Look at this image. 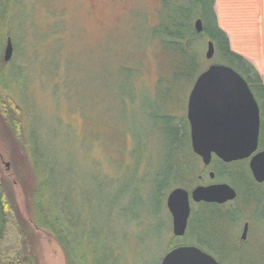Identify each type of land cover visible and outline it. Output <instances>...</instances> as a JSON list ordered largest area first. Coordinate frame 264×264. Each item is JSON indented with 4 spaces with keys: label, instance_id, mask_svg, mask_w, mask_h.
I'll list each match as a JSON object with an SVG mask.
<instances>
[{
    "label": "rangeland",
    "instance_id": "obj_1",
    "mask_svg": "<svg viewBox=\"0 0 264 264\" xmlns=\"http://www.w3.org/2000/svg\"><path fill=\"white\" fill-rule=\"evenodd\" d=\"M172 1L179 4L186 2L170 0ZM16 4L11 32L17 40L18 53L16 55L15 51L12 52L10 60L16 63L14 75L18 77L20 87L11 86L9 92L22 99L20 104L24 112L25 139L32 150L35 146L41 158L39 160L53 172L50 177L52 184L54 162L56 178L60 182L67 184L72 176L73 183L84 184L88 194L94 192L92 186H96V181L104 184L99 196L90 194L91 203L86 211L88 215L97 216L103 221L110 212L106 201V187H109L108 191L111 188L114 194L118 188V185L114 189L111 184L107 185L104 174L116 177L114 183L122 179L125 172L122 164L128 159L127 147L125 152H121L119 144L113 145V140L120 134L116 129L119 127L123 133L128 129L131 132L133 130L146 141L156 140L155 155L147 158L146 152L145 158L142 156L140 159L144 158V161L139 166L142 169H148L146 163L151 166L152 177L160 170V155L165 149V121L158 117L163 114L164 107L176 113L178 118L186 110L191 89L187 95L186 93L190 83L178 84L173 92L174 100L162 101L161 105L158 104L160 101H153L152 98L148 101L147 97H140L142 94L136 101H124L126 105L122 107V113L116 101L104 99V70L110 67L115 70V64L122 60L121 51L130 46L129 51L135 48L145 26L154 21L160 0H17ZM45 8L47 11L63 13L67 17L66 20L63 19L78 34L72 36L68 29L65 41L61 45L54 44L59 37L56 39L54 35L46 34L42 26L48 22L46 20L54 22V12L52 11V16H46L43 13ZM214 11L218 25L228 35L231 49L251 62L264 82V0H215ZM33 24H38L39 28L34 29ZM46 28L51 31L53 29L52 25ZM144 60L145 80L149 86H153L159 75L157 58L156 62L152 56L145 57ZM213 63L215 62L212 60L206 61L204 70ZM163 73L166 75L167 69ZM123 113L126 118H123ZM106 121H109V129L106 128ZM1 123L4 127L1 129L2 134L0 132V179L9 188L16 210V216L9 218L0 241L2 259L26 247L29 250V263L25 264H66L65 256L54 237L36 228L31 220L38 217L29 199L35 172L28 157L27 144H20L10 134L3 119ZM5 137L11 138L12 142L7 143ZM151 147L153 145L149 144L150 149ZM259 148L263 150L260 144ZM245 163L248 166V160ZM199 165L202 169L196 176L199 173L202 182L195 183L190 190L197 185L227 183L232 188L235 187V191L239 190L242 200L245 195L261 200L259 206L252 201L246 209L242 206L241 212L245 215L240 222L235 221L238 222L237 225L235 222L229 223V220L217 224L211 255L217 261L226 259L229 262L228 252L234 248L226 245V240L234 237L235 242L240 243L244 222L248 221L249 228L245 243L243 242L245 245L239 254L232 255L228 264H264V185L254 187L249 184L245 179L249 168L245 165L224 166L215 162L205 167L201 160ZM213 167L219 174V179H210L209 173L213 172ZM128 169L132 171V165ZM228 173L231 175L228 176ZM151 189L153 186L147 184V198L144 199L146 203L138 209L134 210L138 206L132 199L126 200L125 208L130 209L129 216L134 213L142 219L141 230H137V222L125 228L122 222L112 225V232L117 233L118 237L119 234L123 236L124 230V241L107 237L108 242L113 241L108 244L115 258H111L109 252L102 253L105 257L99 254L96 264H160L164 248L162 237H157L161 230L159 222L154 219V204L150 199L151 195L152 199L155 195H150ZM234 204L236 203L231 206ZM168 216L172 234L170 214ZM163 222L164 225L168 223L165 216ZM195 222H198L197 218ZM19 225L22 226L23 233L20 232ZM193 236L190 234L185 240L187 242L183 238L177 240V245H192L189 242Z\"/></svg>",
    "mask_w": 264,
    "mask_h": 264
},
{
    "label": "trees",
    "instance_id": "obj_2",
    "mask_svg": "<svg viewBox=\"0 0 264 264\" xmlns=\"http://www.w3.org/2000/svg\"><path fill=\"white\" fill-rule=\"evenodd\" d=\"M185 1V4H179L174 1L170 2V0H160L154 21L145 26L135 48L129 51L131 48L130 44V48L121 51L123 54L122 60L115 64V70L112 69L113 67L104 70L106 92L104 99L106 101H116L122 113L124 111L122 107L126 105L124 101H136L141 94L140 97H147L148 101L151 98L153 101H160L158 102L160 105L162 101L174 100V89L180 83H190L187 95L198 75L204 71L207 61L205 59L207 43L211 41L214 46L212 61L229 66L235 70L246 81L259 105V144L264 149V82L261 75L251 62L231 49L227 33L217 22L214 11L215 0ZM16 3L17 0H0V117L9 128L10 134L12 133L20 144H24L25 142V145L27 144L28 147V157L32 163L31 167L35 172L33 190L29 195L35 215L38 217V219L31 218L35 227L54 237V240L65 256L66 264H96L98 255L102 253L108 254V252L111 258H115L114 252L109 250L110 246L108 244L113 241L110 240L108 242L107 237L111 236L115 237L116 241H124L126 233L122 230L124 237L120 234L118 237L117 233L112 232V225L122 222V226L125 228L127 225L137 222L136 228L138 227L137 230H141L142 219L134 213L130 217L128 214L130 209H126L125 205H127V199H132L138 206L134 210L144 206L146 203L144 199L145 197L147 198V184L150 183V186H153V189L150 190V195L151 193L155 195L153 199L151 195L150 201H153L154 204V219L159 222L158 226L161 232L159 231L157 237H162L164 255L171 249L180 246L177 245V240L183 238V241L187 242L185 240L189 238L190 234L194 236L189 244L211 254L217 224L219 222L224 223L225 220H229V223H234L236 220L240 222L245 215V213L243 215L241 212L242 206L246 209L247 206L249 207L248 204L251 201L256 206H259L261 205V200L249 195H245V199L242 200L239 190L236 189L237 196L230 205L193 204L185 235L181 238H175L170 233L169 214L166 207L168 194L178 187L190 191L195 183L202 182L200 174L198 173L196 176V173L202 167L199 165L200 158L191 149L186 110L178 118L176 113H172L164 107L163 119L162 115L158 117L165 121V125L163 126L165 149L160 155L162 164L160 170L152 177L150 175L151 166L146 162L148 169L146 167L142 169L139 166L144 161L146 152L147 158L155 155L157 149L156 140L147 139L146 141V139L143 140L133 130L131 132L128 129L123 133L119 127L116 129V132H120V134L115 141L113 140L115 142L113 145L119 144L121 152L123 150L125 152V148L127 147L128 159L122 164L124 166L123 170H125L122 179L114 183L116 177L113 178V176L104 174V180L107 185L111 184L113 189L118 185V188L115 190L116 194H114L111 188L108 191L109 187H106V201L108 211L110 212L106 214L103 221H100L97 216L88 215L86 211L90 207L91 195L96 194L99 196L104 188V184L96 181V186L91 185L94 188V192H89L90 195L87 193L84 184L73 183L72 176L69 178L67 184L64 181L60 182L56 178L55 162L54 182L52 181L53 184L50 182L53 172L46 164H43V161H40L41 158L39 152L35 150L34 142L31 141L34 146L32 150L27 143L28 140L25 139L24 112L20 104L22 99L19 98L18 94L15 97L9 92L11 86L15 85L16 87L18 85L20 87L18 77L14 75V71L17 69L16 63L14 60L7 62L4 60L5 45L8 40L12 44L13 52L15 51L16 55L18 53L17 40L14 33L11 32V22L17 6ZM52 11H47L45 8L43 13L46 16H52ZM53 12L54 22L46 20L48 22L42 26L45 28L46 34L54 35L56 39L59 37V39L55 40L54 44L58 43L61 45L65 41V35H68V29L72 32V36L78 33L77 31L76 33L74 32L72 26H68V23L65 21L67 17L63 13L56 12L55 10ZM10 13L12 15L11 19ZM46 16L44 17L46 18ZM197 19H200L202 22V31L200 33H197L194 27ZM50 25H52V31L46 28V26L50 27ZM33 27L34 29L35 27L39 28L38 24H33ZM148 52H150L149 55ZM148 56H152L155 62L157 58V67L159 68V75L153 86H149L144 77V58ZM165 69H167L166 75L163 73ZM138 76H141V78L138 79ZM107 114L108 111L106 109ZM123 118H126L125 113H123ZM1 119L0 132L2 134L1 129L4 126L1 123ZM106 128L109 129V121H106ZM5 139L6 142L8 141L7 143L12 142L9 137H5ZM149 144L153 145L151 149L149 148ZM142 151H144V154ZM142 156L144 158L140 161ZM129 161L130 164L128 163ZM215 162L224 166L236 164L247 166L245 160L225 164L213 156L211 163L214 164ZM130 165H132V171H128ZM212 170L214 179H219V174L214 167ZM247 173L245 179L249 184H252L254 187H263L264 183L258 184L253 180L249 169ZM230 175L231 173H228V176ZM13 203L9 188L0 179V241L5 234L9 218L16 216ZM232 203L236 204L231 206ZM163 216L168 220L167 225H164ZM196 218L198 222H195ZM238 222L234 224L237 225ZM194 227L196 228L194 229ZM19 230L23 233V228L20 225ZM24 231L27 233L26 228H24ZM203 237L205 238L203 239ZM179 242L181 243L182 241ZM243 242L236 243L234 237L226 240V245L229 244L231 249L234 248L228 252L229 262H231L232 255H237L242 250L243 245H245V242ZM103 256L105 257V255ZM28 257L29 250L26 247H22L20 251L14 252L10 257L8 256L4 259H2L0 250V264L29 263ZM218 262H222L221 264L229 263L226 262V259Z\"/></svg>",
    "mask_w": 264,
    "mask_h": 264
},
{
    "label": "water",
    "instance_id": "obj_3",
    "mask_svg": "<svg viewBox=\"0 0 264 264\" xmlns=\"http://www.w3.org/2000/svg\"><path fill=\"white\" fill-rule=\"evenodd\" d=\"M197 1V0H196ZM197 33L202 22L194 23ZM13 48L7 41L4 60L12 56ZM214 46L207 43L205 59L211 61ZM186 118L192 152L205 167L212 157L225 164L248 160L253 180L264 183V149L259 148L260 109L246 81L231 67L213 63L201 72L193 83L187 99ZM213 179L212 172L209 173ZM237 196L227 183L198 185L190 191L175 188L167 196L166 207L171 217L172 235H185L191 213V203L222 205ZM248 224L242 230L246 239ZM160 264H220L211 254L194 245H180L167 252Z\"/></svg>",
    "mask_w": 264,
    "mask_h": 264
},
{
    "label": "flooded vegetation",
    "instance_id": "obj_4",
    "mask_svg": "<svg viewBox=\"0 0 264 264\" xmlns=\"http://www.w3.org/2000/svg\"><path fill=\"white\" fill-rule=\"evenodd\" d=\"M209 167V166H208ZM213 173V172H212ZM214 175V174H213ZM213 179H214V177H213ZM213 179H211V180H213ZM212 184V183H211ZM263 184V183H262ZM231 202H227V203H225V204H222V205H226V204H230ZM192 205H193V203H191V207H192ZM247 224H248V228H249V222L247 221L246 222ZM245 224V223H244Z\"/></svg>",
    "mask_w": 264,
    "mask_h": 264
},
{
    "label": "crops",
    "instance_id": "obj_5",
    "mask_svg": "<svg viewBox=\"0 0 264 264\" xmlns=\"http://www.w3.org/2000/svg\"><path fill=\"white\" fill-rule=\"evenodd\" d=\"M261 2V1H260ZM262 3V2H261ZM263 41H264V39H263Z\"/></svg>",
    "mask_w": 264,
    "mask_h": 264
}]
</instances>
